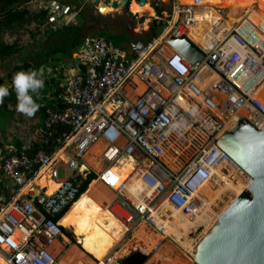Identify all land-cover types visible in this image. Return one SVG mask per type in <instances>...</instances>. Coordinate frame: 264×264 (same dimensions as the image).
I'll return each instance as SVG.
<instances>
[{
    "label": "built area",
    "instance_id": "2783aa9c",
    "mask_svg": "<svg viewBox=\"0 0 264 264\" xmlns=\"http://www.w3.org/2000/svg\"><path fill=\"white\" fill-rule=\"evenodd\" d=\"M201 5L173 0L168 20L158 23L164 32L171 28L165 39L155 46L154 38L133 53L108 37L88 35L76 53L80 67L69 78L56 74L64 89L55 108L43 105L41 138L34 147L3 155L0 165L15 193L0 209V253L8 264H65L51 245L65 235L61 219L91 173L117 192L113 205L126 212L125 220L113 210L129 231L146 224L160 237L157 248L166 240L177 245L184 236L198 248L253 182L218 143L243 116L264 126L258 97L264 26L238 23L206 48L190 37ZM67 15V7L51 3L54 29L67 25ZM182 36L206 57L193 63L168 43ZM126 161L133 170L122 179ZM42 170L59 184L53 194L34 182ZM27 186L30 191L18 197Z\"/></svg>",
    "mask_w": 264,
    "mask_h": 264
},
{
    "label": "bare ground",
    "instance_id": "6f19581e",
    "mask_svg": "<svg viewBox=\"0 0 264 264\" xmlns=\"http://www.w3.org/2000/svg\"><path fill=\"white\" fill-rule=\"evenodd\" d=\"M178 1L180 3H193L195 0ZM201 1L202 5L197 10L199 21L191 27L190 37L206 48L213 39L227 36L238 23L253 21L257 25L264 26V0ZM141 2L145 5L141 6L134 1L131 9L139 16H144L145 9L149 8V3L146 0H141ZM98 10L103 15H109L114 12L115 8L113 5L105 3L100 5ZM153 10L157 12V10ZM221 10H226V16L221 13ZM163 14H166V12L164 11ZM178 18L179 16L176 13L174 22ZM216 24H219L217 28L215 27ZM147 27L145 26V28ZM170 29L168 28L167 32L156 39L155 46H158L165 39ZM136 30L140 32L142 26ZM258 97L264 102V84L258 92ZM100 146L98 145L95 150L100 152ZM132 170V161L122 163L120 170L122 179H126ZM44 175L41 173L35 182L41 187H47L48 194H53L59 184L51 180L48 175ZM29 189L30 186H27L24 192ZM35 192H38V190ZM116 197L113 190L95 180L88 190L71 205L61 219V224L74 233L81 248L78 246L71 247L66 251L67 253L62 258V262L65 264H96L99 261L102 264L106 262L112 264L117 260L119 263L120 259L126 258L134 251H142L148 255L153 254L145 264H199L197 255L200 245L198 248L190 246L188 240L191 239L185 236L177 245L169 241L157 248L156 244L160 237L150 230L146 224H141L134 230L132 238L125 241L124 238L129 228L110 208ZM184 220L186 219L183 218L182 221ZM171 235H174V233ZM55 243L56 254L67 244L57 241ZM119 245H121V248L117 249ZM0 264H8L1 253Z\"/></svg>",
    "mask_w": 264,
    "mask_h": 264
},
{
    "label": "water",
    "instance_id": "95a60500",
    "mask_svg": "<svg viewBox=\"0 0 264 264\" xmlns=\"http://www.w3.org/2000/svg\"><path fill=\"white\" fill-rule=\"evenodd\" d=\"M130 2L121 0L120 5L124 9ZM165 9L156 8L158 14ZM133 17L138 19L136 15ZM143 20L144 17H141L140 21ZM164 28V25H159L155 35L135 43L134 50L143 48L154 38H160ZM168 43L193 63L206 57V52L188 36L170 37ZM75 61L80 64L78 57H75ZM218 145L252 175L253 182L226 209L218 224L202 240L198 249V263L264 264V126L260 128L243 116L232 129L224 132ZM148 256L142 251H134L122 263L145 264Z\"/></svg>",
    "mask_w": 264,
    "mask_h": 264
},
{
    "label": "rangeland",
    "instance_id": "374dc122",
    "mask_svg": "<svg viewBox=\"0 0 264 264\" xmlns=\"http://www.w3.org/2000/svg\"><path fill=\"white\" fill-rule=\"evenodd\" d=\"M58 1L60 2V0ZM63 1L71 5L74 0ZM79 1L84 4V9L82 10L84 11L85 17L81 18V15L79 13V15H77L74 19V17H70V13L67 20L69 24L84 23L88 31L93 29H100V26H104L114 31L123 33L128 32L129 29H133L134 31L138 32L136 30L137 28H140L142 26V29H144L145 26H148L147 28H145V30H150V37L155 35L158 29V23L161 20L160 18H164L165 21L168 20L167 15L163 14L164 11L166 12V9L162 10L161 14L154 12L153 9H160L162 7L166 8L173 3V0H147L146 2L149 3V8L145 9L146 11L144 12V16H139L138 14L132 11L131 6L134 1L138 2L141 6H144L145 3L143 4L141 0H131L128 7L124 9L120 5L121 0H99L101 2L106 1V3L113 5L115 8L114 12L110 13L109 15L101 16V14H99L97 11L94 12L91 9L92 7H99L101 2L99 3V1L96 0ZM36 2L37 0H25L21 4V8L27 7L32 12V15L29 16L24 22L18 23L11 28H7L1 33L0 40L2 42H4L5 44H14L18 47H21L22 52L20 54H15L9 58H6L3 62L0 60V86H10L9 81L7 79L8 73L10 69H12L19 61H21L24 55H27L30 50H33L38 47H45L47 45V32L51 29L52 24L49 18V13L45 16L41 14V12L45 10V8H41L40 6L36 5ZM255 5H257V3H255ZM35 14L40 15V17H34ZM133 14L136 15L138 19L134 18ZM222 14L226 16V10H222ZM141 17L145 18L143 22L140 21ZM153 28H155V30ZM97 32L99 33V31ZM105 35L113 37V39L116 40L119 45H124L122 43L126 40L123 39L128 38V36L125 34H121L120 36L114 34L113 32H107L105 33ZM10 108L11 110H13L14 115L11 117H4L0 121V165L2 163L3 158V148H16L17 145L15 144V142L17 139L22 140L25 147H29L32 146L35 142H37L41 137L40 131L42 127L40 117L38 116L37 112L33 116L28 117L17 111V105L11 104ZM59 173L61 178L65 177L64 168H60ZM3 175L4 173L2 172L0 167V180ZM6 202L7 196L0 192V206L2 207ZM110 208L118 212L122 216V219L125 220V217L127 215L126 212L120 211L118 208H115L113 204ZM133 232L134 231L127 232L124 238L125 241H128L132 238ZM62 239L63 242L65 241V243L70 244V248L73 246H78L79 248H81L74 233L71 230L66 229L65 235L62 237ZM168 242L169 240H166L163 244ZM172 244L174 243L172 242ZM120 248L121 245L117 247V249ZM67 250L68 247H66V249L61 253V256L65 255L67 253ZM151 255L148 256V260L151 258ZM122 260L123 259H120L119 264H123ZM116 262H118V260ZM96 264L102 263H99L98 261V263ZM105 264L111 263L106 262Z\"/></svg>",
    "mask_w": 264,
    "mask_h": 264
},
{
    "label": "trees",
    "instance_id": "16d2710c",
    "mask_svg": "<svg viewBox=\"0 0 264 264\" xmlns=\"http://www.w3.org/2000/svg\"><path fill=\"white\" fill-rule=\"evenodd\" d=\"M24 1L25 0H0V36L3 30L11 28L18 23L24 22L29 16L32 15V12L27 7L21 8V4ZM72 5V8L78 9L80 11L81 17H85L84 11L82 10L84 9V6L82 7L78 0H74ZM41 14L45 16L48 14V12L43 10ZM34 17L39 18L40 15L35 14ZM153 29L155 30V28ZM85 31L86 27L84 23L67 24L60 27L59 29H53L51 27V29L47 32V45L45 47H38L30 50L27 55L23 56L21 61H19L12 69H10L7 76L10 86H6L9 88L10 94L4 98L3 103H0V121L4 117L13 116L14 112L11 110L10 105H17L16 93L12 88L13 75L20 70L27 71L29 69H42V67L50 64L53 60H56V62L53 63H56V66H58L60 64L58 55L60 54L64 56V60L74 62V53L83 44V35L85 34ZM21 52V47H18L14 44H5L0 40V60L2 62L5 61L6 58H9L15 54H20ZM48 77L49 76H43L45 85L44 88L40 90L39 99L37 101L40 104L39 113L42 120V126H44L46 117L45 106H43L44 103H46V105L49 107L55 108V100L57 99L58 94L64 89V86L61 84L60 79H57V76H52L51 78ZM59 77L64 78L65 76L60 74ZM54 89H57V91L54 92ZM48 95H52L54 99L49 98ZM15 144L17 145V148L14 150H7L3 148V155L6 156L13 153H20L24 147L23 141L17 139ZM34 146H36V143L33 145V147ZM95 178L96 173H91L89 177L83 181L80 189V195L87 191L88 187L92 185Z\"/></svg>",
    "mask_w": 264,
    "mask_h": 264
},
{
    "label": "crops",
    "instance_id": "0c3cea01",
    "mask_svg": "<svg viewBox=\"0 0 264 264\" xmlns=\"http://www.w3.org/2000/svg\"><path fill=\"white\" fill-rule=\"evenodd\" d=\"M96 1H99V0H96ZM147 1V0H146ZM53 1H51V0H37V2H36V5H38V6H40L41 8L42 7H44L45 8V10L49 13V11H50V6H51V3H52ZM56 2H58V3H60L63 7H67L68 8V10H69V15H70V13H71V16L70 17H74V19H75V17L77 16V15H79V13H80V11L78 10V9H74V8H72L73 7V5L71 4V5H69L68 3H64V1L63 0H60V2L57 0ZM78 2L82 5V7L84 6V4H82V2H80L79 0H78ZM101 1H99V3H100ZM106 3V1H102L101 3H100V5H102V4H105ZM107 4H109V3H107ZM87 6V5H86ZM96 8V9H95ZM94 12L95 11H97L99 14H101L100 12H99V10H98V6L97 7H92L91 8ZM156 10V9H155ZM69 15H67L66 16V23H68L67 22V20H68V16ZM134 15V14H133ZM101 16H104L103 14H101ZM82 18V17H81ZM76 23V22H75ZM69 24V23H68ZM93 28V27H92ZM54 29V28H53ZM59 29V28H58ZM143 31H141V32H136V31H134L133 29H129V31L128 32H126V33H123V32H117V31H114V30H112V29H109V28H107V27H104V26H100V29H93V30H90V31H88L87 29H86V31H85V34L83 35V40L85 39V37L86 36H88V35H99V36H105V37H108V38H110V39H112L116 44H118L117 42H116V40H114L113 39V37H111V36H109V35H105V33H107V32H113L114 34H117V35H120L121 36V34H125V35H127L128 36V38L127 37H123V38H127V39H123V40H126V41H124L122 44H124V45H120L122 48H124L125 50H128L130 53H133L135 50H134V47H135V43H137V42H140L141 40H143V39H149V38H152L153 36H149V34H150V30H145V29H142ZM97 31H99V33L97 32ZM119 45V44H118ZM83 50V44L81 45V47L77 50V51H75V53H74V62H71V61H69V60H64V56L63 55H58V59L60 60V64L58 65V66H56V63H53V62H56V60H53L50 64H47V65H45L44 67H42V69H43V71H44V75L43 76H49L48 78H51L52 76H56V74L58 75H60V74H63L65 77L64 78H69V77H71L73 74H74V72L78 69V67H80V64H78L76 61H75V57H78V54H76L78 51H82ZM79 58V57H78ZM77 65V66H76ZM57 67V68H56ZM48 97H49V95H48ZM44 104H46V103H44ZM37 114H38V116L39 117H41L40 116V113H39V110L37 111ZM40 121H41V136H42V132H43V128H44V126H42V120H41V118H40ZM41 138V137H40ZM22 141V140H21ZM39 141V140H38ZM37 141V142H38ZM37 142H35L36 144H37ZM34 143V144H35ZM25 147V146H24ZM23 147V148H24ZM17 148V147H16ZM16 148H7V150H14V149H16ZM6 149V148H5ZM3 152V151H2ZM61 152L59 151L58 152V154L57 155H59ZM65 170V169H64ZM41 173H43V174H45V175H48L49 176V174H48V172H45V170H42L41 171ZM44 175V176H45ZM39 176H40V174H39ZM65 176H66V170H65ZM43 177V176H42ZM64 178V177H63ZM37 179V178H36ZM35 179V180H36ZM51 179V178H50ZM51 180H53V179H51ZM53 181H55V180H53ZM35 182V181H34ZM56 182V181H55ZM93 182V181H92ZM91 182V183H92ZM36 183V185H38L39 186V184L37 183V182H35ZM57 183V182H56ZM90 183V184H91ZM90 186V185H89ZM26 188V187H25ZM24 188V189H25ZM42 188V187H41ZM46 189H48L47 187H45ZM89 188V187H88ZM88 190V189H87ZM112 190V189H111ZM30 191V189L28 190V191H25L24 192V190H22V192L20 193V195H18V197H21V195H25V194H27L28 192ZM0 192L1 193H3V194H5V196H7V202L6 203H4V205H6L7 203H10L11 201H13V199H14V188H13V183H12V181L10 180V179H7L4 175L2 176V178H1V180H0ZM113 192L115 193V195L117 196V192L115 191V190H113ZM82 195V194H81ZM80 195V196H81ZM18 197H16V198H18ZM2 207L0 206V209H1ZM57 242H59V243H65V241L63 242V239H62V237L57 241ZM56 243H53L52 245H51V249L56 253V250H57V248L55 247L56 245H55ZM66 247H68V250L70 249V244H67V245H64V247L62 248V250L59 252V253H57V255H58V257L60 258V260L62 261V258L64 257V255L63 256H61V253L66 249ZM67 250V251H68Z\"/></svg>",
    "mask_w": 264,
    "mask_h": 264
},
{
    "label": "clouds",
    "instance_id": "9594fccd",
    "mask_svg": "<svg viewBox=\"0 0 264 264\" xmlns=\"http://www.w3.org/2000/svg\"><path fill=\"white\" fill-rule=\"evenodd\" d=\"M43 69L17 71L12 77V88L16 93L17 111L25 116H33L40 107L37 102L40 90L44 88ZM10 94L9 88L0 86V103Z\"/></svg>",
    "mask_w": 264,
    "mask_h": 264
}]
</instances>
